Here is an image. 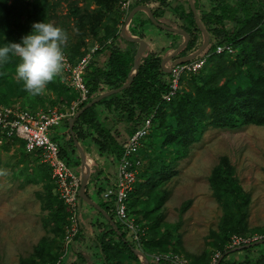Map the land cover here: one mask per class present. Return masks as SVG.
<instances>
[{"label": "rangeland", "instance_id": "1", "mask_svg": "<svg viewBox=\"0 0 264 264\" xmlns=\"http://www.w3.org/2000/svg\"><path fill=\"white\" fill-rule=\"evenodd\" d=\"M212 1L216 4L212 9L219 10L235 8L238 0ZM254 1L259 2V13L263 16L258 29L242 34L231 54L214 57L198 73L184 79L179 96L160 111L141 149L143 175L130 201L132 214L148 235V249L175 252L197 264H215L219 256L215 239H221L223 229H228L234 221L244 228V238L264 236V124L207 127L197 141L188 144L185 137L190 133L183 131V124H178L188 110L194 113L197 107L210 114L211 108L204 100L210 93L220 90L228 95L234 88L264 76V0ZM123 16L117 0H0V46L20 43L32 31L34 22L43 21L63 28L68 34L64 49L79 56L92 46L112 39L106 37L122 29L126 19ZM234 25L231 20L227 22L229 29ZM19 62L18 57L11 56L7 64L0 65V105L32 110L51 105L58 111H71L76 94L64 73L47 85L43 95L34 97L16 78ZM181 108L186 111L182 112ZM102 114L108 117L106 124L114 126L121 140L126 122H114L111 118L117 117L108 116L106 111ZM64 129V123L54 126L50 136L52 133L62 144L68 143L77 162L72 165L74 173L80 178V154L75 145L69 144ZM77 142L90 168L85 193L101 204L93 172L101 155L91 137ZM223 157L247 195L243 205H236L239 199L235 203L233 199L220 197V191L212 187L210 176ZM168 165L174 173L162 179L160 174ZM80 212L78 224H82L88 235L96 236L101 230L99 224L105 223L103 218L84 201ZM72 223L51 171L36 154L27 153L19 140L1 138L0 264H45L62 255L66 264L74 261L102 264L100 250L91 240L81 237L75 239L78 242L75 254L81 253L84 259H77L76 255L66 258L70 247L65 249L64 236ZM225 245L233 248L226 262L242 261L245 257L255 262L264 256V244L246 251L240 250L243 244L234 246L230 240ZM107 260L109 264H141L112 246L107 251Z\"/></svg>", "mask_w": 264, "mask_h": 264}, {"label": "trees", "instance_id": "2", "mask_svg": "<svg viewBox=\"0 0 264 264\" xmlns=\"http://www.w3.org/2000/svg\"><path fill=\"white\" fill-rule=\"evenodd\" d=\"M145 1L155 2L157 0ZM238 12L242 14H237ZM259 12L260 4L258 1L254 0H250L249 2L238 0L235 8L222 7L219 10L212 9L206 16L201 18V23L206 25V31L210 33V41L207 49L209 51H213L217 44L222 43H229L234 48L242 34L248 31L253 32L258 29L263 19V16L260 15ZM188 15L189 16L187 17L189 25L192 28L183 26V29L188 33L189 38L185 46H183L180 50L182 55L195 46L198 38L196 32L199 31V28L197 27L194 15L191 10L189 11ZM226 19L235 22V27L230 30L225 29L224 20ZM119 35L120 34H117L114 30L110 36L106 37H111L112 42L107 46L109 55L105 64L103 66H99L97 63L92 62L86 71L84 81L89 89V96L85 101L78 103L75 113L97 95L120 87L127 79L133 66L134 56L138 51L140 44L137 42H128L131 45H135V47H133L131 50H122L116 40ZM64 52L68 55L70 61L77 60V58L83 54L81 53L79 56H75L66 49H64ZM220 55L223 54H212L206 64H208L214 57ZM168 75L169 74L164 72L163 68L161 67V56L154 52H146L139 58L137 70L130 79L129 84L124 89L104 97L98 102L92 104L82 113H80V115L73 121L72 129L75 139L77 141H81L91 137L93 144L97 147L101 156L107 154L118 156L120 154V144L118 140L120 134L115 132L116 130H114V126H108L106 124L108 117L102 114L103 111H106L108 116L117 117V119L111 118L114 120V122H126L125 133L128 134L135 130V128L140 124L146 115L154 113V122L158 118L160 111L164 109L165 106L170 105L176 100L181 90H179L176 97L170 102H161V95L167 90ZM253 81L255 83L250 81L247 82L243 87L234 88V91H229L228 95L222 94L220 90L213 94L210 93V95L204 99L205 104L209 105L211 108L210 114H205L202 111V107L201 109H199L200 107H197L194 113H190L188 110V113H185L186 116L180 119L178 123L179 125L183 124L181 125L183 131L190 133V136L185 137V144H188L192 141H197L203 130H205L207 127L236 128L247 123L264 124V76H260ZM71 89L75 92L77 100L79 96L77 91L73 88ZM94 93H97V95H93ZM209 97L211 98L209 99ZM46 107L52 106H44L43 108ZM180 110H182V112L186 111L184 108H181ZM63 123L65 127V133L69 138V144L72 147L74 146V142L69 132L68 118L64 119L61 124L63 125ZM180 134H182V132H180ZM1 138L7 137L0 133V139ZM8 139L11 141L18 140L15 137ZM52 139L56 140L54 136ZM145 142L146 140L144 141V145ZM60 143V156L70 166L77 164V162H74L75 156H73L72 150L68 147V143ZM21 145L24 149L22 142ZM27 153L36 154L40 159L38 151ZM140 155L142 158L143 154L141 149ZM47 168L49 169V167ZM170 168L171 166L169 167V165L167 168L165 166L163 167V170L160 174L162 179H166L173 175L174 172H171L172 170H170ZM142 175L143 174L139 172L138 179H140ZM210 182L215 191H220V194H222L220 197H224L226 200L233 199L235 203L237 199L241 200L238 204L236 203L237 206L243 205L242 203H246L247 195L242 192L240 186L237 184L234 177L233 168L228 163L227 158L223 157L220 161V166L213 170L210 176ZM98 205L107 214H109L110 218L113 219L111 213L108 212V205L104 201ZM128 206L131 212L130 200ZM98 213L105 222L103 225L99 224L101 230L98 232V234L96 236L88 235L80 223L75 239L79 237L89 238L94 246L100 250L102 264H109L107 260V251L109 248H111V246L132 260L142 264L139 257L133 251V244L127 239L126 234L122 232L121 226L115 222L118 230L120 231V234H118L112 225L103 217L101 212L98 211ZM243 232L244 228L241 226V224L239 222H236L235 224L234 221L228 229H223V235L220 237L221 239H215V247L219 250V256L217 257V260H219L218 264H264V256L255 262H252L246 257L242 261L233 260L226 262L228 255L233 253V248H226L225 241H229L232 235L245 236ZM147 237L148 235L146 233L143 247L146 253L165 252L148 249L146 245ZM114 238H116V240ZM261 244L254 245L253 247ZM250 248L252 247L243 248L240 250L246 251L250 250ZM76 256L77 259H84L81 253H77ZM57 260H59V257L50 259L45 264L56 262ZM189 261L191 264H197L192 260ZM60 264H64L63 260H60ZM70 264L79 263L74 261ZM159 264L165 263L160 262Z\"/></svg>", "mask_w": 264, "mask_h": 264}, {"label": "built area", "instance_id": "3", "mask_svg": "<svg viewBox=\"0 0 264 264\" xmlns=\"http://www.w3.org/2000/svg\"><path fill=\"white\" fill-rule=\"evenodd\" d=\"M135 0H117L118 9L126 18ZM121 29L117 31L120 34ZM112 39H108L100 45H95L83 53L77 60L70 61L66 56V66L63 71L67 77L68 84L77 91L78 99L71 107V111H58L54 107L39 108L37 110L18 108L8 105H0V133L7 138L15 137L24 145L26 152L38 151L40 161L49 167L53 179L59 189V196L66 204L73 223L69 231L64 236L65 249L75 244V236L78 233V218L80 209L78 207V183L80 178L74 173L72 166L60 156L61 143L52 139L50 132L52 127L59 126L61 122L75 114L78 103L85 101L89 96V89L85 84L84 76L91 63L103 66L109 55L107 48ZM234 48L229 43L217 44L213 51L207 48L192 59L180 61L177 55L174 65L171 66L167 78V90L161 95V102H170L176 97L182 88V83L186 77L198 73L208 62L212 54H231ZM98 52V53H97ZM104 53V61H98V55ZM154 113L146 115L132 133H124L119 140L120 154L115 156L107 154L101 156L95 162L97 168L95 172V188L99 196L108 205V212L111 213L114 222L121 226L122 232L133 244L134 249L144 254L149 264H191L190 261L181 254L175 252H153L146 253L143 249L145 241V228L137 222L130 212L128 203L130 195L134 191L138 174L141 171L142 158L140 149L144 141L149 136L154 120ZM90 172V168H89ZM109 215V214H108ZM264 236H249L244 238L239 235L231 236V244L234 246L244 243H251ZM218 255H216L217 257ZM64 255L56 262L47 264H60ZM141 262L143 259L139 257ZM214 263V262H213ZM212 263V264H213Z\"/></svg>", "mask_w": 264, "mask_h": 264}, {"label": "crops", "instance_id": "4", "mask_svg": "<svg viewBox=\"0 0 264 264\" xmlns=\"http://www.w3.org/2000/svg\"><path fill=\"white\" fill-rule=\"evenodd\" d=\"M192 1H193V5L199 17L200 22H201V18L206 16L212 10V8L215 7L216 5L212 0H192ZM136 6H146L147 8H149L151 13L155 15V16L153 15L155 20L166 26L175 27L177 29H183V26L192 28L189 25V21L187 17L189 16L188 14H189V11L191 10L188 0H157L155 2H146L145 0H135L129 12ZM156 13L158 14L156 15ZM228 21L229 20L227 19L224 20V27L225 29L230 30L227 26ZM202 25L204 29L206 30V25L205 24H202ZM121 31H120V35L117 37L116 40H117L119 47L122 50H131L133 47H135V45H131L128 42L139 43L140 44V47L138 48L139 50L142 44L141 42L134 40L136 38H139L146 42V49L144 50L142 55H144L146 52H154L161 56V61L163 60V58L171 54L178 47V45L184 40V36L182 34L177 33V32H172L168 29L161 28L157 26L156 24H154L153 22H151L150 19L148 18L147 13L141 9H138L133 14V16L130 18V20L127 22L125 26L124 34ZM196 33H197L198 38H197L195 46L192 49L186 51L184 55H182L179 51V53L177 54L178 57L191 54L195 49H197L200 46V44H202L204 40L202 32L199 29V31ZM207 34H208V38L210 41V33L207 32ZM125 36L132 40L127 39ZM97 57H98V61H104L106 58V54L101 53ZM173 58L169 59L165 63L166 66H168L171 62L175 60ZM93 95H97V93H94ZM51 132L53 133V130H51ZM52 133H51V137L54 136V134ZM81 214L82 213L80 212V215ZM84 239H86V241L88 242L90 241L89 238L85 237ZM69 247L70 248L66 253V258L71 259L72 258L71 255H77L75 254V251H76L75 248L77 246L76 244H71ZM80 251L83 252L84 250L83 251L80 250ZM63 259L65 260V256ZM64 264H66V262H64Z\"/></svg>", "mask_w": 264, "mask_h": 264}, {"label": "clouds", "instance_id": "5", "mask_svg": "<svg viewBox=\"0 0 264 264\" xmlns=\"http://www.w3.org/2000/svg\"><path fill=\"white\" fill-rule=\"evenodd\" d=\"M67 41L68 34L63 28L43 21L34 22L32 31L24 35L20 43L0 46V65L7 64L11 56L18 57L17 80L23 82L24 90L31 96L43 95L47 85L63 74Z\"/></svg>", "mask_w": 264, "mask_h": 264}, {"label": "water", "instance_id": "6", "mask_svg": "<svg viewBox=\"0 0 264 264\" xmlns=\"http://www.w3.org/2000/svg\"><path fill=\"white\" fill-rule=\"evenodd\" d=\"M189 2V5L191 7V10H192V13L194 15V18H195V22L197 24V27L200 29V31L202 32V35L204 37V40L202 42V44H200V46L195 49L191 54H188L186 56H182L180 58H178L180 61H186V60H189V59H192L194 58L195 56H197L199 53H201L202 51H204L208 44H209V38H208V34L206 32V30L204 29L203 25L201 24L200 20H199V17L196 13V10L194 8V5H193V1L192 0H188ZM138 9H141V10H144L147 15H148V18L150 19L151 22H153L154 24H156L157 26L161 27V28H164V29H168L172 32H177V33H180L184 36V40L178 45V47L171 53L169 54L168 56H166L165 58H163V60L161 61V66L163 67V69L166 71V72H170V69H171V66L174 65L175 61L171 62L168 66H166V62L169 60V59H172L173 57H175L179 51L181 50V48L183 46H185V44L187 43L188 41V38H189V35L188 33L183 30V29H177L175 27H170V26H166L158 21L155 20L153 14L151 13V11L149 10V8H147L146 6H136L135 8H133L128 16L126 17L125 19V22L123 24V27H122V33L124 34V31H125V26L127 24V22L130 20V18L133 16V14L138 10ZM126 37V36H125ZM127 38V37H126ZM129 40H132L130 38H127ZM136 41H139L141 42L142 46L141 48L137 51V53L135 54L134 56V60H133V66L129 72V75L127 77V79L125 80V82L118 88H114V89H111V90H108L106 92H103L99 95H97L96 97H94L90 102H88L87 104H85L78 112H76L73 116H71L70 118H68V128H69V132L73 138V142H74V145L75 147L77 148L79 154H80V159H81V168H82V175L80 177V185H79V188H78V192H77V195H78V207L80 209L81 207V203L84 201V202H87L88 204H90L91 206H93L95 209H97V211L101 212V214L103 215V217L112 225V227L116 230V232L118 234H120V231L118 230V227L117 225L115 224L114 220L112 218H110V216L98 205L96 204L95 202H93L85 193V186L87 184V180H88V175H89V167L87 166L86 162H85V157H84V154L82 153L80 147H79V144L77 142V140L75 139V135H74V132H73V129H72V126H73V121L80 115V113H82L86 108L90 107L92 104L98 102L100 99L104 98V97H107L111 94H114V93H117L118 91L124 89L130 82V79L132 78V76L135 74L136 70H137V64H138V60L139 58L141 57V55L143 54L144 50L146 49V42L139 39V38H136L134 39ZM261 243H264V239L262 240H257V241H254V242H251V243H247L243 246H241L240 248H248V247H251V246H254V245H257V244H261ZM133 251L135 252V254L138 256V257H141L143 259L142 261V264H149L147 259L145 258L144 254H142L141 252L137 251V250H134ZM219 263V260H217V262L215 264H218Z\"/></svg>", "mask_w": 264, "mask_h": 264}]
</instances>
